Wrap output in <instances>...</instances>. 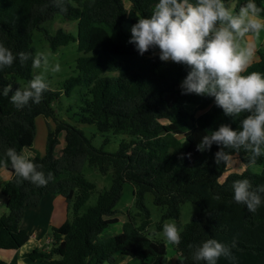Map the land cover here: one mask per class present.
<instances>
[{
    "label": "trees",
    "instance_id": "16d2710c",
    "mask_svg": "<svg viewBox=\"0 0 264 264\" xmlns=\"http://www.w3.org/2000/svg\"><path fill=\"white\" fill-rule=\"evenodd\" d=\"M227 1V0H226ZM238 1L237 11L246 0ZM131 11L137 18L147 17L157 0H70L67 12L55 6L53 0H0V43L14 54L32 53L35 30L60 14L68 20H79L78 36L59 29L55 35L44 30L53 51L58 47L78 42L82 56L77 59L76 76L63 83L70 95L77 87H84L78 121L95 124L101 132L121 133L130 136L117 152L95 147L77 126L62 121L56 115L55 102L61 90L50 89L40 104H29L17 109L8 97L0 95V168H6L12 177L0 186L5 197L6 210L0 214V248L18 249L30 240V234L20 227L27 206H39L50 194L62 195L68 209L72 206L73 218L59 227H52L53 243L50 250L35 248L27 253L33 260L45 264H193L195 246L207 239H217L232 246L236 264H264V207L251 213L233 199L232 183L249 179L253 187L264 185V174L248 168L243 172L229 173L223 182L221 176L228 171V162L215 163L211 151L200 152L197 145L204 135L229 124L235 130L237 119L227 117L217 108L214 98L195 94L182 95L180 84L188 69L181 64L162 62L155 57L147 72L135 69L115 78L102 76L117 71L123 63L117 56L140 55L128 41L131 31L126 29ZM264 8V0H257ZM159 49H150L152 55ZM31 60L21 65L17 59L11 67L0 71V88L13 85V91L23 88L33 77ZM249 71L264 73L262 58L253 62ZM43 116L54 121L49 126L45 154L30 158L39 165L38 170L53 179L46 186L37 187L30 181L18 178L5 155L8 148L18 153L33 149L37 135L36 119ZM65 132V146L56 153L60 135ZM190 154V155H189ZM245 165L262 164L264 157L250 163V153L232 152ZM89 163L103 173L114 170L112 185L104 189L97 202L89 204L96 186L83 172ZM126 183L133 186L135 215L127 213L122 231L102 237L111 224L120 222L118 204ZM147 193L154 202L165 205L162 221L178 218L183 203L197 204L199 212L191 217L181 230V242L175 245L179 257L174 263L168 259L164 241L150 239L147 227L151 213L145 204ZM140 219V223L137 221ZM180 227V224H176ZM0 264H8L0 259ZM218 264H229L220 259Z\"/></svg>",
    "mask_w": 264,
    "mask_h": 264
},
{
    "label": "clouds",
    "instance_id": "9594fccd",
    "mask_svg": "<svg viewBox=\"0 0 264 264\" xmlns=\"http://www.w3.org/2000/svg\"><path fill=\"white\" fill-rule=\"evenodd\" d=\"M62 12H67L70 0H53ZM264 33V8L257 0H246L238 11L226 0H157L147 17L138 18L131 27L128 41L143 56L150 49H159L162 62L184 65L187 75L180 84L181 94L214 98L217 108L227 117L240 119L237 129L222 124L202 137L197 145L200 152L219 148L215 163H226L232 152L250 153V163L264 157V73L249 71L256 55V45L249 38ZM21 65L31 60L39 70L28 84L13 91V85L0 88V95L8 97L17 109L40 104L50 90L49 74L60 73L61 65L46 52L14 54L0 43V71L11 67L16 60ZM5 155L18 178L37 187L46 186L53 179L38 170L28 156L8 148ZM190 155V154H189ZM232 199L251 213L264 207V185L255 188L249 179L232 183ZM150 239H163L167 244L179 245L181 229L175 223H165L162 232L152 233ZM217 239H207L195 246L193 264H218L226 259L236 264L232 248Z\"/></svg>",
    "mask_w": 264,
    "mask_h": 264
},
{
    "label": "rangeland",
    "instance_id": "374dc122",
    "mask_svg": "<svg viewBox=\"0 0 264 264\" xmlns=\"http://www.w3.org/2000/svg\"><path fill=\"white\" fill-rule=\"evenodd\" d=\"M227 4L237 11L238 1L236 0H227ZM127 7L129 9V19L126 22V29L131 31V19L137 18L135 14L131 11L130 3L127 2ZM78 23L79 20H68L62 15L57 14L55 17L42 24L41 30H35L33 35V45L35 46L36 52H46L50 55V58L53 62L59 63L61 65L60 73H50L49 74V83L50 89L61 90L62 94L59 99L54 104V109L56 110V115L62 121H66L72 125L77 126L85 134L87 138L90 139L92 144L95 147H103L105 151L114 153L117 152L120 148V144L123 141H129L131 138L127 134L101 132L95 124H85L78 121V115L80 111V105H82L83 94L87 91L84 87H77L72 94L68 95L63 90V83L66 79L71 76H76L78 74L77 70V59L82 56V51L79 50L78 42H71L66 45L58 47L56 51H53L49 40L44 35V30H47L51 35H55L59 29L74 35L78 36ZM155 57H159V52H156L152 55H122L117 56L118 60L123 63L121 69L117 71H108L104 72L101 75L109 78H115L118 76L124 75L128 70L135 69L140 72H147L150 68V65ZM39 70H33L34 76L38 74ZM19 81L25 87L28 83H25L23 80ZM37 123V135L34 141L33 149H27L24 151V155H27L29 151L34 152L35 154H42L46 148L47 132L49 126L55 127L54 121L52 119L44 118L39 116L36 119ZM63 143H65V132L60 135V144L57 146L59 150L63 148ZM249 169L252 172L264 174V161L262 164H251L245 165L238 157L229 158L228 162V171L224 173L220 181L223 182L226 176L231 172H243L246 169ZM85 177L95 184L96 189L91 194L89 199V204L93 205L97 202L99 194L104 189H109L113 182L114 170L110 169L107 173H103L99 170L98 167L93 166L89 163H86L83 169ZM7 182L3 181V184ZM2 184V185H3ZM145 204L150 210V224L147 227V233L151 236L152 233L162 232L163 225L165 223H179L181 230L184 226L190 222L191 217L198 213L200 208L197 204L187 202L183 203L180 208V215L178 218H171L162 221V216L166 212L165 205H158L154 202V195L152 193H147L145 197ZM62 208H59L57 216L61 220H71L73 218L72 206L70 209L67 208V202L62 200ZM58 207H60L58 205ZM119 213L117 216L120 219L119 223L109 225L102 233V237L112 236L122 231V225L125 220H127V213L135 215L137 209L134 205L133 197V186L130 183H126L124 187L123 196L118 204ZM6 210L5 197L0 193V211ZM1 213V212H0ZM3 213V212H2ZM137 221L140 223V219L137 217ZM50 227V226H49ZM52 231V226L49 228L50 233ZM162 240L163 239H157ZM165 242V241H164ZM168 248V259L170 263H174L179 257V252L175 245L167 244ZM132 260L138 262L137 259L126 258L124 261H121V264H125L126 261ZM119 263V264H120Z\"/></svg>",
    "mask_w": 264,
    "mask_h": 264
},
{
    "label": "crops",
    "instance_id": "0c3cea01",
    "mask_svg": "<svg viewBox=\"0 0 264 264\" xmlns=\"http://www.w3.org/2000/svg\"><path fill=\"white\" fill-rule=\"evenodd\" d=\"M249 39L256 45L257 51L253 62H257L262 58L264 51V33H261L259 37H250ZM64 146L65 143H63V147ZM25 150H27V148L23 150V153ZM60 151L61 150L57 147L56 153L58 154ZM44 154L45 150L40 155ZM35 155L34 152L29 151L26 156L32 158ZM231 157L237 156L233 155ZM11 177L12 173L9 170L4 167L0 168V186L3 184V181H8ZM0 193L2 194L1 189ZM62 200H64V202L66 201L62 195L50 194L42 200L39 206H27L21 218L20 227L29 232L30 240L18 249L6 250L0 248V259L5 260L8 264H45L41 260L31 259L27 256V253L35 248L46 250V242L52 237L51 232L48 233L49 228L51 226L59 227L65 222V220L59 221L60 219L57 216L59 208L63 207ZM58 205L60 207H58ZM0 212L2 213L4 211Z\"/></svg>",
    "mask_w": 264,
    "mask_h": 264
},
{
    "label": "built area",
    "instance_id": "2783aa9c",
    "mask_svg": "<svg viewBox=\"0 0 264 264\" xmlns=\"http://www.w3.org/2000/svg\"><path fill=\"white\" fill-rule=\"evenodd\" d=\"M1 214V213H0ZM52 243H53V238H49L46 242V250H50L51 246H52Z\"/></svg>",
    "mask_w": 264,
    "mask_h": 264
}]
</instances>
